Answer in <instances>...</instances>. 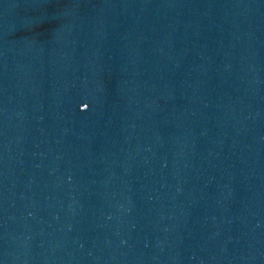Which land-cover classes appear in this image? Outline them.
<instances>
[{
  "label": "water",
  "instance_id": "95a60500",
  "mask_svg": "<svg viewBox=\"0 0 264 264\" xmlns=\"http://www.w3.org/2000/svg\"><path fill=\"white\" fill-rule=\"evenodd\" d=\"M0 264H264V0H0Z\"/></svg>",
  "mask_w": 264,
  "mask_h": 264
}]
</instances>
